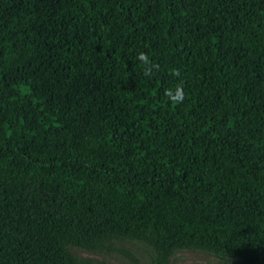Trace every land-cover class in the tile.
<instances>
[{
  "label": "trees",
  "instance_id": "trees-1",
  "mask_svg": "<svg viewBox=\"0 0 264 264\" xmlns=\"http://www.w3.org/2000/svg\"><path fill=\"white\" fill-rule=\"evenodd\" d=\"M123 239L264 264V0H0V264Z\"/></svg>",
  "mask_w": 264,
  "mask_h": 264
},
{
  "label": "rangeland",
  "instance_id": "rangeland-1",
  "mask_svg": "<svg viewBox=\"0 0 264 264\" xmlns=\"http://www.w3.org/2000/svg\"><path fill=\"white\" fill-rule=\"evenodd\" d=\"M75 256L85 259L89 264H130V257L139 264H151L152 249L144 243L127 239L113 241L108 249L88 252L77 247H68ZM168 264H243L233 258H223L202 251L182 250L175 252Z\"/></svg>",
  "mask_w": 264,
  "mask_h": 264
}]
</instances>
